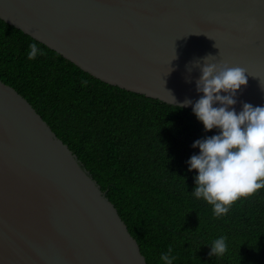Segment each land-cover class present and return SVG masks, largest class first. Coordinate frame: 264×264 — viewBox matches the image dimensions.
I'll return each instance as SVG.
<instances>
[{
  "label": "water",
  "instance_id": "95a60500",
  "mask_svg": "<svg viewBox=\"0 0 264 264\" xmlns=\"http://www.w3.org/2000/svg\"><path fill=\"white\" fill-rule=\"evenodd\" d=\"M0 19L98 80L176 107L202 95L212 56L245 70L237 111L264 105V0H0ZM0 264H146L76 156L1 81Z\"/></svg>",
  "mask_w": 264,
  "mask_h": 264
},
{
  "label": "trees",
  "instance_id": "16d2710c",
  "mask_svg": "<svg viewBox=\"0 0 264 264\" xmlns=\"http://www.w3.org/2000/svg\"><path fill=\"white\" fill-rule=\"evenodd\" d=\"M35 42L43 55L27 59ZM0 81L31 105L116 209L146 264H264V188L214 216L185 163L205 132L191 110L106 84L0 19ZM86 82V83H85ZM227 238L224 255L211 242Z\"/></svg>",
  "mask_w": 264,
  "mask_h": 264
},
{
  "label": "clouds",
  "instance_id": "9594fccd",
  "mask_svg": "<svg viewBox=\"0 0 264 264\" xmlns=\"http://www.w3.org/2000/svg\"><path fill=\"white\" fill-rule=\"evenodd\" d=\"M28 47L27 59L43 55L35 42ZM209 57L200 66L196 81V91L202 95L195 102L185 99L179 107L191 105L204 131L216 130L192 143L191 147L199 151L185 163L188 171L196 172L192 194L210 204L213 215L220 217L241 197L264 188V105L241 102L237 111L235 96L247 84L245 70L210 62ZM209 246L210 257L222 256L227 251V238H215ZM159 259L163 264H173V249L169 247Z\"/></svg>",
  "mask_w": 264,
  "mask_h": 264
}]
</instances>
